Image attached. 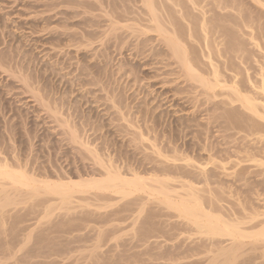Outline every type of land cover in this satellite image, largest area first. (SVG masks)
<instances>
[{"label":"rangeland","instance_id":"obj_1","mask_svg":"<svg viewBox=\"0 0 264 264\" xmlns=\"http://www.w3.org/2000/svg\"><path fill=\"white\" fill-rule=\"evenodd\" d=\"M215 1L216 2H214V0H156V3H158V5L162 4L163 9L165 10L164 11L162 9L163 12H160V23L161 21H163V23L161 24L165 27L168 25L166 23L170 22L171 26L168 25L166 28L168 30L169 26L170 28H175L178 31L180 38L182 39L183 37L182 40H186L184 43L187 42L186 44L189 45H187V47L192 55L194 54V61H199L195 63L199 68L198 69L196 67V69L198 71L201 69L200 73H203L204 71L205 74H207L205 75L203 73L201 74V76L205 75V77L207 76L211 81H213V78L215 77L213 72H211L214 71V69L212 70V68L218 67V63L220 62L219 67L217 68L219 69V71H217V75L219 74L222 78H220V81L218 80L219 82L216 81L217 83L213 81L214 83H212L216 86L214 87V89H209L198 83V81L191 80L186 76L185 77L188 79L185 80L184 74L181 73V66L177 65V61L172 57L171 50H169L170 48L166 44L167 42L165 43V40H163L162 37L160 38L159 33L156 32V30L158 31V29L154 30V26L156 25L154 24L153 26L152 20L150 19L151 17L150 15H148L149 12L147 11V6H144L145 3L143 4L142 0H0V61H2L5 67L9 68V66H13V69L12 67L10 68L13 71H17V68L18 70L20 69L19 74L17 72V75L8 76L10 72H7V74L5 71H3V69L0 68V171H2L3 169L10 170L12 168L13 170L14 168L15 170H21L22 168L20 172L24 171L23 173H26L31 178V180L27 179L28 177H26V175L24 176L23 173L16 171V173L19 172L18 174L23 175L30 183V187L27 188L26 186V189L22 187L26 193L30 192V194L27 195L25 192H21L19 195H22L21 197L24 196L23 200L19 197V195H17V197L20 200L14 197V195H9L14 199H18L17 203H19V201H24L25 204L21 202L18 205L15 204V209V206L13 205L9 206L11 210L7 207V209L5 208L0 211V221L4 219L5 221L7 220V224H11L12 221L18 223L17 228L19 227V229H17V234L20 232V235L18 234V238H21V234L23 235L24 233L23 231V233H21L20 231L22 225L23 228H27L30 226L29 228L31 229L28 228V230H32L34 228L32 226H34V224L36 226V224L39 223L38 221L41 220L42 222H46V220L48 219H45L46 217H49V219L53 221H51L52 223H62L64 218L66 224H70L75 223V220L77 223H80V221L83 219L84 221H86V218H88V216L93 215V217L90 216V219L88 218L91 224L87 219V221L91 225V227L89 228L91 231L89 233L95 230H93L92 227L96 228L97 226L99 228V226H105L108 224L111 226L112 223L114 229H117V224L120 223L119 227L123 224V226H121L123 230L125 226L130 225V232H133L134 229H136V231L134 230V234L132 235V233L130 234L129 232V227L125 228L124 231H120L118 229L113 230V228H111L112 226L109 228L108 225V230L112 231H109L107 235L109 234L111 236L114 233L118 234L119 232L125 234L121 236L120 233L119 235L121 237L116 234L113 235L112 238L110 236H107V241L113 239L115 236L113 240L114 242L112 240L111 242L108 241L109 244L108 242H104V244L106 243L108 247L103 245L106 248H101L102 250L100 249L94 255V259L90 258V260L88 259V262H85L83 264H171L173 262V264H210L212 258L215 257L216 253L218 254L221 249H227L232 245L234 241L233 237L228 235L227 236L231 237V239L225 235H217L215 237L213 235V238L212 235L206 237V235L209 234L204 235V230L202 231L201 228H198V226L196 227L197 224L192 223V221L189 222V219H185V217L181 219L183 215L181 214L180 216L179 211L175 209L174 211L173 209L170 210L171 207L169 208L165 205L164 207H166V209H164V207H162L163 205L158 202L160 197H162L161 195L163 194V192L161 193V195H159L160 191L158 192V194L155 193L157 196L154 194V190H162L160 188L166 189L165 194L163 195L164 197L165 195L167 197L171 195L172 197L168 198H172L171 201L174 200L173 202H176L178 200L177 202L179 204L186 201V198L189 199V196L194 197L196 194V198L198 196L199 199L201 198L198 202H202V205L200 206H205V212L208 211L211 214L215 213L213 215H215L216 217H218V214H220V220H226L228 221L227 223H230L232 221L229 225H232L233 227V222H235L236 225L239 221L237 225L241 227V230L238 228V226H235V228L237 227L238 229H234V231L236 230L235 233L237 237H241V240H243L245 244L247 242L250 243V241H254L255 238L259 240L261 239V237H263L264 94H259L262 91V88L259 86H262V78H264V75H262L264 72V9L262 8H264V6H261V8L260 6L258 7V5L261 4V1L263 2V0L258 1L260 4H257V1L255 0H253L254 3L252 0H232V2H234L233 7H235L233 8L234 11L233 9H231L230 11L227 9L225 11V9L222 8L224 7V0ZM203 2L206 5H203ZM165 3H167L166 5L168 7L164 5ZM193 3H195L196 5ZM217 4H219V7L221 5V7L219 8ZM212 7L216 9L218 15H214ZM48 8H50L49 10L51 11H48ZM107 12L109 15L107 14ZM164 12L169 15H166ZM202 12L203 14L205 13V15L202 14V16ZM184 18L188 23L184 21ZM181 19L182 21H180ZM228 19H230L232 22ZM241 19L244 21H242ZM164 20L166 21V23H164ZM211 21L214 23L212 24ZM181 22H183L184 24ZM218 23H221V25ZM228 23L232 26L230 27ZM240 23H242L243 25ZM260 23L262 24L261 26ZM202 24L204 26H202ZM224 24L226 26H224ZM184 25L186 26L185 28ZM215 25L216 27H218V25L220 27L214 28L213 26ZM147 26L150 28H148ZM45 27L47 28V30H45ZM203 27H205L206 30ZM146 28H148L149 30H147ZM224 28L226 30L230 29V31L232 32H229L230 34H228V31H226ZM144 29H146L147 31ZM238 29L239 31H237ZM190 31L193 32L191 33ZM198 33L199 38L197 37ZM243 34L245 36L247 35L248 37H245ZM251 34L252 37L250 36ZM258 34L260 35V37L258 36ZM85 37L87 39H90L85 40ZM207 37L209 38V40ZM187 38H189V40ZM201 38L203 39V41ZM241 39H245V42ZM253 39L255 40L253 41ZM194 40L196 43L194 42ZM204 40L207 41L204 42ZM210 41L211 44L213 42L212 46L210 44ZM257 41L260 44H257ZM79 42H81L82 44ZM219 42L221 45L218 44ZM234 42H236V44ZM216 43L218 44V46L215 47V45H217ZM238 47H240L241 49H238ZM194 49H196V51ZM197 50H199V52ZM220 52L221 54H219ZM208 53H210V57L206 58V56H209ZM235 54L237 55V57L240 55L242 57L240 56L239 58H236ZM204 57L205 59H207V61L204 60ZM201 58L203 59L202 61ZM234 60L236 61L234 62ZM201 62L204 63L202 64ZM222 63L225 64L223 65ZM242 63L245 65H243ZM232 65L234 66L232 67ZM14 67L17 68L15 69ZM80 67L83 68L80 69ZM10 69L8 70L12 71ZM227 69H229L230 71ZM235 69L237 71H235ZM21 70L22 72H20ZM208 73L211 76L213 74V77L208 76ZM21 74H24V76H22ZM260 76L262 77L261 79ZM21 77L24 79V81L20 82V80H23L20 79ZM25 79L28 82H32L27 83L32 84V87H30V85H24L26 83ZM224 80L227 81V83ZM233 83L235 87H240L239 89L241 91H239L238 89L234 90ZM251 83L255 86V88L254 86L252 87ZM231 84L233 85V88H231ZM257 84L258 86L256 87ZM33 85L35 88L33 87ZM222 86L230 88V91ZM33 88L34 90H37L34 92ZM258 88L261 90H259ZM9 89L12 90L10 91ZM201 89L203 90L201 91ZM250 89H254V92L252 90L250 91ZM214 92L217 94H215ZM236 92H240L242 95H247L248 97L250 95L249 98L251 99L255 98L256 100H254L257 101L256 108H258L256 109V111H259L258 113L260 114L256 112L258 114L257 115L254 110H252L254 111L253 113L251 110H247L246 108L245 112L243 110L244 106L241 104V101H239L240 95L236 94ZM255 92L257 94H255ZM212 93H214L215 96ZM262 93H264V89ZM38 94L42 95H39L40 97L38 96L35 98V95L37 96ZM258 96L262 97L260 98ZM261 99L263 102L261 101ZM43 101L44 106L42 105ZM48 102H51V106L48 104ZM259 104L260 106L262 105V107H260ZM47 105L48 107L50 106L49 109H47ZM248 112L249 114H246ZM236 118L238 119L236 120ZM180 153L182 156L180 155ZM11 163L14 165L12 166ZM111 164L112 166H109ZM15 165L16 167L17 165L18 167H20L16 168ZM112 169L113 171H111ZM110 172L112 173L110 174ZM203 174L207 175V177ZM136 175L137 177H139L137 178ZM171 175H173L171 180L172 182H169ZM113 176L115 179H117L115 176H117L118 178L121 177V179H117L118 182L117 180L113 181L115 183H118L116 184L118 186H123L121 180L128 179L129 181L132 180L131 182H134L137 178L136 183H134L136 184L135 186H140L137 187V189L139 188V190L134 188V185L132 186V183L130 187L126 188L127 192L130 189V195H128L129 193L124 191L123 196L121 192H118L120 190L122 191V189H118L116 187L111 188L110 185H108L110 183L106 184L107 189H105L106 185L103 182L107 181V179L110 178L113 179ZM127 176L129 177L126 178ZM101 178H104L105 180ZM146 178H150V181ZM180 178H182V180ZM201 178L204 179L202 180ZM93 179L96 183H98L96 180H103L102 183L100 181L101 184H104L103 187L102 185L99 186V184L97 187L93 185V188L91 186L90 188L85 189H80L78 186H76V189L79 191L77 193V191L75 192L73 189L75 193L72 194V196H74L72 198L74 200L72 199L73 203L72 205H70V207L68 206L69 204H62V197H59L61 195L58 196L57 194V197L47 190V193L50 194H46V192L42 193L41 191L44 190L39 189L40 186H38V184L43 185L44 183L46 186V182L52 181L49 182L50 186H53V184L54 186H56L60 183V185H63V183L65 182V184L68 183V185L70 184L71 187H74L72 186L71 182L75 184V182L77 183L79 181V183L77 184L80 185L83 184V182H86V180H88L89 182H93ZM139 179H141V181ZM0 180L3 182L1 183L0 181L1 186L2 184H5L11 189L10 191H12L11 180H3L1 178ZM33 180L36 181L34 182ZM154 180L158 181L159 184H157V182L155 183ZM119 181L121 184L119 183ZM137 181L139 182L137 183ZM144 181L145 183H143ZM160 181L162 184L160 183ZM113 182L112 184L115 185V183ZM141 182L142 184L140 185L139 183ZM185 182H187V184ZM189 183H192V185ZM31 184L33 186H31ZM42 185L41 187L43 188ZM157 185H159L160 187ZM165 185L169 186L167 187L168 189L164 187ZM35 186H38V189L40 190L39 194L36 193V189H33ZM143 186L146 188L145 194H143L145 189ZM194 186H197L196 189ZM98 187L100 188V190L97 189ZM149 187L151 190L149 189ZM153 187H155V189ZM183 187H185V189ZM101 188H104V190ZM171 189L173 191L176 190V192L171 191ZM197 189H199L200 191L202 190L203 194H199L200 192H198L199 190L197 191ZM206 189L207 191H205ZM105 190L107 191L105 192ZM133 190L137 191L133 192ZM147 192L152 193L153 196L150 193L148 194ZM166 192L170 193H168L167 195ZM187 192L191 193L189 194ZM31 193H34V197L36 196L35 194H38V196L33 199V195ZM125 193H127L128 196ZM186 193L187 195L183 196ZM102 194L104 195V197ZM175 194H177V197L175 196ZM135 195H137V197H134ZM217 195L219 197H217ZM143 196H147V199ZM205 196H207V200L205 199ZM158 197L159 199L157 200ZM25 198L27 200H32H28V202ZM214 198L216 201L214 200ZM35 199L36 201L33 202V200ZM218 199H220L221 202ZM25 200L27 202H25ZM79 200H81V202ZM146 200L149 202H147ZM152 200H154L155 202L157 201V203H155L154 201L152 202ZM161 200H164L163 197L161 198ZM74 201L79 202L76 203V206L78 205V207L75 206ZM121 201L123 202L120 204ZM143 201H145L146 203H143ZM217 201L221 205H219ZM39 202H41V205H39ZM134 202L138 204H134ZM51 204L58 205L53 206L54 208L52 207L53 209L51 210L48 209L51 213L49 214L52 215L50 218V216H48V213H46V211H48L46 209L49 207V205L51 206ZM60 204L63 207H60ZM91 204L92 206H90ZM64 205L69 209L70 212L67 208L64 207ZM88 205L89 207H87ZM131 205L134 207L132 208ZM157 205H159V208L157 207ZM160 205L162 208L160 207ZM71 206L75 210L79 211H75L73 208H71ZM82 206H86V208H90V210ZM103 207L105 208L103 209ZM124 207H126L128 210ZM141 207L143 209H146V211L144 210L143 213L142 211L139 212L140 209H142ZM33 208L35 209V211ZM63 208L65 210V213H68V215L70 213V216H67V214L63 213ZM215 208H217V210ZM29 209L31 211H29ZM96 209L99 214L95 211ZM106 209L108 211H106ZM91 210L95 212H92ZM101 210H103L104 212H102ZM116 210L117 212L119 211L118 213L120 214H118ZM131 210H135L134 213H132L133 211ZM242 210L244 213L242 212ZM136 211L139 212V216H141L142 213L141 218H139ZM27 212L29 214H27ZM107 212L113 213H109L111 217ZM1 213L4 214V216L2 215L1 217ZM54 213L57 214L54 215ZM165 213H169V216ZM8 214L9 216H7ZM17 214H19V216ZM125 214H127V217ZM147 214L149 215V220L147 219ZM233 214L236 216V218ZM22 215L25 216L26 219ZM40 215H42L43 217ZM44 215H46V217H44ZM62 215H64L65 217ZM16 216H18V218ZM54 216L56 218H54ZM70 217L74 220H69ZM112 217H114L113 220ZM136 217L139 220H137ZM23 218L27 221V223L23 220ZM44 219L45 221H43ZM96 219L100 220L97 221ZM130 219L133 222H129ZM141 219H144L148 222L144 220V222H142ZM171 219L172 221H170ZM238 219H240L241 221ZM21 220L24 221V224ZM69 221L72 222L69 223ZM84 221H81V223ZM87 221L84 223L89 226L87 224ZM154 222H157V224H154ZM26 224L28 226H26ZM114 224L116 225L115 227ZM160 225L162 226V228ZM84 226L81 230L86 231L83 232L86 234L89 229L85 226L86 229H88L86 230ZM173 226H176L177 228H173ZM178 228L180 229L177 231ZM197 228L200 229L204 234ZM238 230L241 231V236H239L240 233H238L239 235L237 234V232H239ZM96 231L97 228L95 232H93V236L91 234L88 235V239H85L88 233L85 235L80 233L82 231L76 232V234L80 233L83 236L85 235L83 239L89 241L83 242V240L82 242H71V252H73V250H76L77 252L78 248V251L84 249L86 247V242L90 244V242L94 240V236L95 238L97 236ZM151 231H153L154 233ZM112 232L113 234H110ZM242 232L245 235H243ZM246 233H249L248 236ZM156 234L158 237L156 236ZM202 234L205 237H202ZM78 235L79 234H77V236ZM192 235L194 238L192 237ZM90 236L91 240L89 238ZM190 236L193 240L190 238ZM218 236L220 237V239H218ZM147 237L148 239L146 241L145 238ZM224 237L226 238L224 239ZM249 237H251L252 239L250 240ZM155 239L156 241H152ZM206 239L208 240L206 241ZM209 239H211L212 241ZM136 240L138 241V243ZM142 240L144 244L141 243ZM157 240L159 244H157ZM132 241H134L133 246ZM62 243L66 242L64 241ZM117 243L121 245H118ZM154 243L156 244V246ZM163 244L164 247H162ZM88 246L91 245L87 244V247ZM158 246L159 249H157ZM249 247L250 246L247 243L245 249H247V251H251ZM113 248L116 252L113 250ZM175 248L177 251L174 250ZM177 248H179L180 250L182 249L183 251H180ZM262 248L263 246H260L259 250L252 249V253L247 252L249 257H252V263L250 264L255 263V260H253L254 258L257 259L255 264H263L264 251L262 250ZM117 249L120 252L117 251ZM24 252H22L21 254H23ZM76 252L72 254H76ZM145 252L148 253L145 254ZM170 252L171 254H169ZM201 252L202 254H204L202 255ZM213 252H215V254ZM139 253H143L144 255L141 254V256ZM157 254H159L160 256H157ZM64 255L67 257L66 254ZM198 256H200V258ZM260 256L262 257L260 258ZM60 259L63 258L61 257ZM159 259L162 260L159 261ZM152 261L154 262L152 263ZM59 262H61V260Z\"/></svg>","mask_w":264,"mask_h":264},{"label":"bare ground","instance_id":"obj_2","mask_svg":"<svg viewBox=\"0 0 264 264\" xmlns=\"http://www.w3.org/2000/svg\"><path fill=\"white\" fill-rule=\"evenodd\" d=\"M143 1V4H144V6L146 5L147 6V11L149 12V14L148 15H150V19L152 20V23H153V26H154V24L156 25V26H154V30L155 29H158V31L156 30V32H158L159 33V36H160V38L162 37V39L163 40H165V43L168 45V47L170 48H168L169 50H171V54H172V57L177 61V65H180L181 67V73H183L184 74V77L186 76V77H188L189 79H191V80H196V81H198V83H200L201 85H203L205 88H209V89H214V87L216 86L215 84H213L214 82L213 81H220V78H222L219 74V76L217 75V71H219V69H217L218 67H219V63H218V67H215V65H214V67L215 68H212V70L214 69V71H211V69H210V71L211 72H213V74H214V77L215 78H213V81H211L210 79H209V77H205V75H207V74H205V72L203 71V73L205 74V75H202L201 76V74H203V73H200V70L198 71L197 69H196V64L195 63H197V62H199V61H197V62H195L194 61V57H193V55H192V53L190 52V50L188 49V47H187V45L188 44H186V43H184L186 40H182L183 39V37H182V39L180 38V36H179V34H178V31L175 29V28H172V30H171V28H170V26H171V23L169 24V23H166V21L164 20V23H166V24H168V25H170L168 28H169V30L166 28L167 26H165L164 27V25H162L161 23H163V21H161V23H160V19H161V17L159 16L160 15V12L162 13L163 12V7H162V4L159 6L158 5V3H156V0H142ZM189 1V0H188ZM204 1V0H203ZM221 1V0H220ZM219 1V2H220ZM253 1V0H252ZM255 1H257V4L259 3L258 1H260V0H255ZM177 2V1H176ZM191 2H193V1H191ZM206 2V1H205ZM214 2H216L215 0H214ZM238 2V1H237ZM236 2V3H237ZM263 2H264V0H263ZM262 1H261V4L260 5H258V7L260 6V8H261V6H264V3H263ZM172 3V2H171ZM185 3V2H184ZM190 3V2H189ZM209 3V2H208ZM218 3V2H217ZM224 7H222L223 9H225V11L228 9L229 11L231 10V9H233V8H235V7H233V3L234 2H232V0H224ZM253 3H254V1H253ZM50 4V3H49ZM57 4V3H56ZM167 3H165L164 5L166 6V7H168L167 5H166ZM193 4H195V3H193ZM193 4H191V5H193ZM200 4V3H199ZM240 4V3H239ZM256 4V3H255ZM263 4V5H262ZM53 5V4H52ZM196 5V4H195ZM198 5V4H197ZM203 5H206V4H204V2H203ZM212 5V4H211ZM215 5H216V3H215ZM218 5V7H219V4H217ZM221 5H222V3H221ZM221 5H220V7H221ZM55 6V5H54ZM54 6H52V7H54ZM171 6H172V4H171ZM184 6V5H183ZM48 7H51V6H48ZM165 7V8H166ZM177 7V6H176ZM201 7V6H200ZM219 7V8H220ZM195 8V7H194ZM198 8V7H197ZM196 8V9H197ZM206 8V7H205ZM50 8H48V11H51V10H49ZM53 9H55V8H53ZM163 9V10H162ZM173 9H175V8H173ZM199 9H201V8H199ZM222 9V10H223ZM238 9V8H237ZM262 9H264V8H262ZM47 10V9H46ZM179 10V9H178ZM185 10V9H184ZM190 10V9H189ZM194 10V9H193ZM198 10V9H197ZM202 10H203V7H202ZM205 10H208V9H205ZM240 10H242V9H240ZM255 10V9H254ZM53 11V10H52ZM165 11V10H164ZM212 11L214 12V15L216 14V15H218V12L216 11V9L214 8V7H212ZM218 11H220V10H218ZM233 11H234V9H233ZM198 12V11H197ZM200 12V11H199ZM204 12V11H203ZM203 12L201 13V15L203 14ZM223 12V11H222ZM236 12V11H235ZM240 12V11H239ZM165 13V12H164ZM191 13V12H190ZM205 13H206V11H205ZM205 13L203 14V15H205ZM211 13V12H210ZM221 13V12H220ZM254 13V12H253ZM259 13V12H258ZM107 14H108V12H107ZM166 14V13H165ZM184 14V13H183ZM188 14V13H187ZM193 14V13H192ZM229 14V13H228ZM109 15V14H108ZM113 15V14H112ZM164 15V14H163ZM166 15H169V14H166ZM202 15V16H203ZM223 15V14H222ZM234 15V14H233ZM110 16H111V14H110ZM220 16V15H219ZM159 17H160V19H159ZM162 17H164V16H162ZM201 17V16H200ZM205 17V16H204ZM210 17V16H209ZM208 17V18H209ZM213 17V16H212ZM215 17V16H214ZM238 17V16H237ZM252 17H254V16H252ZM45 18V17H44ZM197 18V17H196ZM247 18H249V17H247ZM251 18V17H250ZM163 19V18H162ZM166 19V18H165ZM168 19V18H167ZM170 19V18H169ZM177 19H178V17H177ZM185 19V18H184ZM183 19V20H184ZM206 19V18H205ZM205 19H203V20H205ZM233 19V18H232ZM235 19V18H234ZM237 19V18H236ZM256 19V18H255ZM150 20V21H151ZM174 20V19H173ZM200 20V19H199ZM202 20V21H203ZM207 20H209V19H207ZM212 20V19H211ZM229 21H231L230 19H228ZM242 20V19H241ZM240 20V21H241ZM249 20V19H248ZM257 20V19H256ZM261 20V19H260ZM168 21V20H167ZM170 21V20H169ZM180 21H182V19L180 20ZM179 21V22H180ZM184 21H186V19L184 20ZM196 21V20H195ZM213 21V20H212ZM211 21V22H212ZM220 21V20H219ZM225 21V20H224ZM242 21H244V20H242ZM187 22V21H186ZM208 22V21H207ZM227 22V21H226ZM232 22V21H231ZM239 22V21H238ZM253 22V21H252ZM251 22V23H252ZM173 23V22H172ZM181 23H183V22H181ZM188 23V22H187ZM200 23V22H199ZM203 23V22H202ZM210 23V22H209ZM214 22H212V24H213ZM225 23V22H224ZM255 23V22H254ZM113 24H115V23H113ZM112 24V25H113ZM174 24V23H173ZM184 24V23H183ZM182 24V25H183ZM191 24V23H190ZM218 24H220L221 25V23H218ZM229 24V23H228ZM240 24H242V23H240ZM250 24V23H249ZM111 25V26H112ZM195 25H197V24H195ZM194 25V26H195ZM230 25V24H229ZM235 25V24H234ZM239 25V24H238ZM243 25V24H242ZM246 25H247V23H246ZM252 25V24H251ZM255 25V24H254ZM257 25V24H256ZM258 25H259V22H258ZM262 24L260 23V26H261ZM152 26V27H153ZM172 26H174V25H172ZM202 26H204L203 24H202ZM201 26V27H202ZM224 26H226L225 24H224ZM232 25H230V27H231ZM244 26H245V24H244ZM249 26V25H248ZM66 27V26H65ZM64 27V28H65ZM148 27V26H147ZM186 26L184 25V28H185ZM193 27V26H192ZM209 27V26H208ZM214 28L216 27V25L215 26H213ZM220 26L218 25V27H216V28H219ZM223 27V26H222ZM235 27V26H234ZM240 27V26H239ZM253 27V26H252ZM258 27V26H257ZM46 28V27H45ZM67 28V27H66ZM145 28V27H144ZM148 28H150V27H148ZM148 28H146L147 30H149ZM177 28V27H176ZM188 28H189V26H188ZM205 30H206V28H207V26H206V28L205 27H203ZM202 28V29H203ZM242 28V27H241ZM259 28V27H258ZM146 29H144V30H146ZM197 29V28H196ZM200 29V28H199ZM198 29V30H199ZM209 29V28H208ZM225 29V28H224ZM236 29V28H235ZM243 29V28H242ZM245 29V28H244ZM249 29V28H248ZM45 30H47V28L45 29ZM143 30V31H144ZM146 30V31H147ZM152 30V29H151ZM191 30H192V28H191ZM201 30V29H200ZM205 30H203V31H205ZM219 30H221V29H219ZM226 30V29H225ZM253 30H254V28H253ZM260 30V29H259ZM181 31V30H180ZM210 31V30H209ZM211 31H212V29H211ZM226 31H228V34H230L229 32H232V31H230V29L229 30H226ZM236 31V30H235ZM237 31H239V29L237 30ZM246 31V30H245ZM249 31V30H248ZM247 31V32H248ZM255 31H256V29H255ZM264 31V30H263ZM191 32V31H190ZM193 32V31H192ZM191 32V33H192ZM243 32V31H242ZM246 32V33H247ZM182 33V32H181ZM197 33V32H196ZM201 33V32H200ZM210 33V32H209ZM220 33V32H219ZM240 33V32H239ZM202 34V33H201ZM200 34V35H201ZM221 34V33H220ZM232 34V33H231ZM260 34V33H259ZM258 34V36L260 37V35ZM187 35H189V34H187ZM213 35H216V34H213ZM233 35V34H232ZM231 35V36H232ZM242 35V34H241ZM240 35V36H241ZM244 35V34H243ZM83 36V35H82ZM185 36V35H184ZM202 36V35H201ZM200 36V37H201ZM207 36V35H206ZM209 36V35H208ZM245 36V35H244ZM251 37H252V34L250 35ZM255 36H257V35H255ZM254 36V37H255ZM197 37L199 38V33L197 34ZM223 37H226V36H223ZM228 37V36H227ZM234 37V36H233ZM236 37V36H235ZM245 37H248L247 35L245 36ZM244 37V38H245ZM86 38V37H85ZM185 38V37H184ZM193 38V37H192ZM208 38V37H207ZM219 38V37H218ZM221 38V37H220ZM229 38V37H228ZM238 38V37H237ZM237 38H235V39H237ZM257 38V37H256ZM262 38V37H261ZM88 39H90V38H88ZM87 38L85 39V40H88ZM188 40H189V38H187ZM194 39V38H193ZM197 39V38H196ZM202 39V38H201ZM206 39V38H205ZM230 39V38H229ZM250 39V38H249ZM72 40V39H71ZM191 40V39H190ZM208 40H209V38H208ZM213 40V39H212ZM231 40V39H230ZM239 40H240V38H239ZM241 40H243L244 42H245V39H241ZM255 39H253V41H254ZM258 40V39H257ZM262 40V39H261ZM80 41V40H79ZM192 41V40H191ZM197 41V40H196ZM200 41V40H199ZM202 41H203V39H202ZM207 41V40H206ZM205 40H204V42H206ZM220 41V40H219ZM222 41V40H221ZM228 41V40H227ZM232 41V40H231ZM230 41V42H231ZM234 41H237V40H234ZM81 42H83V41H81ZM81 42H79V43H81ZM188 42H190V41H188ZM194 42H195V40H194ZM225 42H226V40H225ZM261 42V41H260ZM78 43V44H79ZM196 43V42H195ZM199 43V42H198ZM222 43V42H221ZM235 44H236V42H234ZM82 44V43H81ZM85 44V43H84ZM203 44V43H202ZM208 44V43H207ZM210 44H211V41H210ZM212 44H213V42H212ZM212 44H211V46H212ZM215 44V43H214ZM217 44V43H216ZM218 44H220V42L218 43ZM218 44L217 45H215V47L216 46H218ZM227 44V43H226ZM231 44H232V42H231ZM239 44V43H238ZM257 44H260V43H258V41H257ZM89 45V44H88ZM221 45V44H220ZM228 45V44H227ZM233 45V44H232ZM231 45V46H232ZM245 45V44H244ZM85 46V45H84ZM189 46V45H188ZM201 46V45H200ZM208 46V45H207ZM210 46V47H211ZM237 46V45H236ZM236 46H235V48H236ZM242 46V45H241ZM199 47V46H198ZM202 47V46H201ZM230 47V46H229ZM259 47V46H258ZM87 48H88V46H87ZM190 48V47H189ZM194 48V47H193ZM204 48H205V46H204ZM240 47H238V49H239ZM262 48V47H261ZM191 49V48H190ZM213 49V48H212ZM241 49V48H240ZM246 49V48H245ZM189 50V51H188ZM195 51H196V49H194ZM223 50H224V48H223ZM247 50H248V48H247ZM251 50V49H250ZM194 51V52H195ZM198 52H199V50H197ZM205 51V50H204ZM216 51V50H215ZM243 51V50H242ZM252 51V50H251ZM255 51V50H254ZM191 54H190V53ZM193 52V53H194ZM207 52V51H206ZM170 53V52H169ZM244 53V52H243ZM243 53H241V54H243ZM170 54V55H171ZM201 54V53H200ZM209 54V56H206V58L208 57H210V53H208ZM215 54V53H214ZM219 54H221V52L219 53ZM224 54V53H223ZM229 54V53H228ZM192 55V56H191ZM218 55V54H217ZM236 55V54H235ZM256 55V54H255ZM197 56V55H196ZM232 56V55H231ZM241 56V55H240ZM240 56H238L237 57V55H236V58H239ZM198 57V56H197ZM202 57V56H201ZM217 57V56H216ZM220 57V56H219ZM218 57V58H219ZM223 57V56H222ZM242 57V56H241ZM252 57V56H251ZM193 58V59H192ZM196 58V57H195ZM199 58H200V56H199ZM199 58H197V59H199ZM221 58V57H220ZM246 58V57H245ZM1 59V58H0ZM210 59H212V58H210ZM222 59V58H221ZM230 59V58H229ZM196 60V59H195ZM203 59L201 58V61H202ZM204 60H206L207 61V59H205V57H204ZM224 60H226V59H224ZM227 60H228V57H227ZM245 60V59H244ZM257 60V59H256ZM259 60V59H258ZM213 61V60H212ZM232 61V60H231ZM236 60H234V62H235ZM227 62V61H226ZM233 62V61H232ZM231 62V63H232ZM243 62V61H242ZM248 62V61H247ZM202 64L204 63V62H201ZM214 63V62H213ZM198 64H200V63H198ZM197 64V65H198ZM209 64V63H208ZM223 65L225 64V63H222ZM222 64H220V65H222ZM227 64V63H226ZM243 64V63H242ZM243 65H245V64H243ZM248 65V64H247ZM261 65H262V63H261ZM212 66V65H211ZM226 66V65H225ZM234 65H232V67H233ZM12 67V69H13V66H9V68L8 67H5V65L2 63V61H0V68L1 69H3V71H5L6 73L7 72H10L9 73V75L8 76H10V75H17V72H18V74H19V70H18V66L16 67L17 68V71H13L12 69H10ZM87 67V66H86ZM202 67V66H201ZM229 67V66H228ZM235 67H237V66H235ZM247 67V66H246ZM10 69V70H12L13 72H14V74H13V72L12 71H9L8 69ZM15 68V67H14ZM15 68V69H16ZM81 68H83V67H80V69ZM198 68V67H197ZM207 68V67H206ZM210 68V67H209ZM227 68V67H226ZM230 68V67H229ZM245 68V67H244ZM264 68V67H263ZM85 69V68H84ZM199 69V68H198ZM205 69V68H204ZM203 69V70H204ZM208 69V68H207ZM221 69V68H220ZM232 69H234V68H232ZM238 69V68H237ZM222 70V69H221ZM227 70H229V69H227ZM225 71H226V69H225ZM230 71V70H229ZM233 71V70H232ZM235 71H237L236 69H235ZM20 72H22V70L20 71ZM199 72V73H198ZM261 72V71H260ZM179 73H180V71H179ZM222 73H223V71H222ZM8 74V73H7ZM213 74H212V76L208 73V76H211V77H213ZM221 74V73H220ZM225 74V73H224ZM259 74V73H258ZM22 75V74H21ZM20 75V76H21ZM27 75V74H26ZM262 75H264V72H263V74ZM22 76H24V74L22 75ZM181 76V75H180ZM226 76V75H225ZM18 77H19V75H18ZM26 77V76H25ZM182 77V76H181ZM185 77V80L186 79H188V78H186ZM218 77H219V79H218ZM236 77V76H235ZM264 77V76H263ZM16 78V77H15ZM234 78V77H233ZM232 78V79H233ZM262 77L260 76V79H261ZM20 79H23L22 77L20 78ZM28 79V78H27ZM212 79V78H211ZM215 79V80H214ZM190 80V81H191ZM223 80V79H222ZM21 81H24V79L23 80H20V82ZM25 81H26V79H25ZM187 81H189V80H187ZM218 81V82H219ZM225 81V80H224ZM235 81V80H234ZM30 82V81H29ZM28 81H26V83L25 82H23V83H25L24 85L26 86V85H30V87H32V84H27V83H29ZM192 82H194V81H192ZM191 82V83H192ZM213 82V83H212ZM223 82V81H222ZM226 83H227V81H225ZM243 82V81H242ZM30 83H32V82H30ZM190 83V82H189ZM196 83V82H195ZM197 83V84H198ZM217 83V82H216ZM232 83V82H231ZM249 83V82H248ZM261 83V82H260ZM193 84V83H192ZM199 84V85H200ZM218 84H220V83H218ZM237 84V83H236ZM247 84V83H246ZM252 84V83H251ZM250 84V85H251ZM254 84H256V83H254ZM259 84V83H258ZM258 84L256 85V87L258 86ZM35 85V84H34ZM34 85H33V87H34ZM39 85V84H38ZM198 85V86H199ZM227 85V84H226ZM232 85V84H231ZM233 85H234V83H233ZM233 85L231 86V88H233ZM5 86H8V85H5ZM36 86V85H35ZM196 86V85H195ZM202 86V87H203ZM221 86V85H220ZM228 86V85H227ZM237 86H238V84H237ZM244 86H245V84H244ZM249 86V85H248ZM254 85L252 84V87H253ZM263 86V87H262ZM262 86L260 85L259 87H261L262 88V91H263V89H264V78H262ZM201 87V86H200ZM199 87V88H200ZM222 87H224V86H222ZM239 87V86H238ZM26 88V87H25ZM28 88H29V86H28ZM27 88V89H28ZM35 88V87H34ZM34 88H33V90H34ZM197 88V87H196ZM224 88H227V87H224ZM224 88H222V89H224ZM240 88V87H239ZM239 88H237V87H235V85H234V90L235 89H238L239 91H241ZM243 88V87H242ZM251 88V87H250ZM254 88H255V86H254ZM32 89V88H31ZM228 90L230 89V88H227ZM259 89V88H258ZM10 90V89H9ZM8 90V91H9ZM12 90V89H11ZM10 90V91H11ZM37 89H35L34 90V92L36 91ZM203 89H201V91H202ZM238 90H236V91H238ZM243 90V89H242ZM252 89H250V91H251ZM259 90H261V89H259ZM30 91V90H29ZM211 91V90H210ZM230 91V90H229ZM244 91V90H243ZM253 92H254V89L252 90ZM258 91V90H257ZM256 91V92H257ZM262 91H261V93H259L260 95L261 94H264V93H262ZM38 92V91H37ZM212 92V91H211ZM232 92V91H231ZM255 92V94H257ZM259 92V91H258ZM31 93V92H30ZM205 93V92H204ZM215 93V92H214ZM214 93H212L213 95H214ZM243 93V92H242ZM246 93V92H245ZM215 94H217V93H215ZM233 94V93H232ZM236 94H238V95H240L239 96V101H241V104L244 106V111H245V108L248 110H254L255 111V113L257 112L256 111V109H258V108H256V103H257V101H255L253 98L251 99V98H249L250 97V95H249V97L247 96V95H242L240 92L239 93H237L236 92ZM40 94H38L37 96L35 95V98L36 97H38ZM42 95V94H41ZM40 95V96H41ZM209 95V94H208ZM230 95V94H229ZM235 95V94H234ZM238 95H237V100H238ZM254 95V94H253ZM252 95V96H253ZM39 96V97H40ZM215 96V95H214ZM43 97H44V95H43ZM258 97H260V96H258ZM262 97V96H261ZM260 97V98H261ZM259 99V98H258ZM263 99V98H262ZM262 99H261V101H262ZM233 100V99H232ZM40 101V100H39ZM236 101V100H235ZM42 102V101H41ZM263 102V101H262ZM51 103V102H50ZM50 103L48 102V104L50 105ZM42 104V103H41ZM45 104H47V103H45ZM233 104H234V101H233ZM236 104H238V103H236ZM43 106H44V101H43V104H42ZM258 105V104H257ZM51 106V105H50ZM50 106L48 107V105H47V109H49L50 108ZM238 106V105H237ZM236 106V107H237ZM259 106H260V104H259ZM235 107V108H236ZM240 107H241V105H240ZM260 107H262V105L260 106ZM52 108V107H51ZM264 108V107H263ZM234 110V109H233ZM237 110H239V109H237ZM240 110H241V108H240ZM254 111H252L253 113H254ZM233 112V111H232ZM241 112V111H240ZM246 112V111H245ZM259 112V111H258ZM257 112V113H258ZM261 112V111H260ZM256 113V114H257ZM232 114V113H231ZM246 114H249V112L248 113H246ZM258 114H260V113H258ZM257 114V115H258ZM264 114V113H263ZM240 115V114H239ZM254 115V114H253ZM230 116V115H229ZM234 116V115H233ZM238 116V115H237ZM236 116V117H237ZM240 116H242V115H240ZM243 117V116H242ZM253 117V116H252ZM255 117V116H254ZM262 118V117H261ZM238 118H236V120H237ZM240 119H241V117H240ZM240 121V120H239ZM243 121V120H242ZM238 123V122H237ZM242 123V122H241ZM234 124V123H233ZM144 135V134H143ZM155 145H156V143H155ZM155 147V146H154ZM179 155V154H178ZM180 155H181V153H180ZM174 156V155H173ZM176 156V155H175ZM182 156V155H181ZM180 156V157H181ZM187 156V155H186ZM189 156V155H188ZM192 158V157H191ZM190 159V158H189ZM16 162V161H15ZM20 163V162H19ZM12 164V163H11ZM201 164V163H200ZM262 164V163H261ZM14 164H12V166H13ZM1 166V165H0ZM4 166H5V163H4ZM12 166H11V168H12ZM109 166H112V164L111 165H109ZM15 167H16V165H15ZM17 167H18V165H17ZM16 167V168H17ZM20 167V166H19ZM18 167V168H19ZM22 167V166H21ZM117 167V166H116ZM1 168V167H0ZM2 168H5V167H2ZM110 168V167H109ZM113 168H114V165H113ZM9 170V169H8ZM8 170H2V171H0V178L1 179H9V180H11V186H12V191H10L11 189L8 187V186H6L5 184L3 185L2 184V186L0 185V211H2L3 209H7V207L10 209V207L9 206H15L14 207V209L16 208V205L15 204H19V203H23V204H25L24 203V201H19V203H17L18 202V197H17V195H19L21 192H25V190L22 188V187H26L27 186V188L28 187H30V183L27 181V179H30L31 180V178H30V176H28L26 173L24 174L23 172L24 171H22V172H20L21 170H22V168H21V170H15V168H14V170H13V168L12 169H10V170H13V171H8ZM24 170V169H23ZM117 170H118V168H117ZM204 170V169H203ZM15 171V172H14ZM16 171H19L20 173H23V175L25 176L26 175V177H28L27 179L23 176V175H21V174H18V173H16ZM26 171V170H25ZM110 171V170H109ZM111 171H113V169L111 170ZM115 171V170H114ZM163 171V170H162ZM189 171V170H188ZM202 171V170H201ZM205 171H206V169H205ZM101 172H103V171H101ZM119 172V171H118ZM135 172V171H134ZM158 172V171H157ZM166 172H168V171H166ZM171 172V171H170ZM179 172V171H178ZM202 172H204V171H202ZM112 172H110V174H111ZM159 173V172H158ZM172 173V172H171ZM176 173V172H175ZM182 173V172H181ZM205 173V172H204ZM101 174V173H100ZM117 174H119V173H117ZM121 174V173H120ZM177 174V173H176ZM201 174V173H200ZM206 174V173H205ZM205 174H203L204 176H206L207 177V175H205ZM208 174V173H207ZM133 175H135V174H133ZM152 175V174H151ZM190 175V174H189ZM202 175V174H201ZM110 176V175H109ZM119 176V175H118ZM143 176V175H142ZM141 176V177H142ZM157 176V175H156ZM172 176L173 175H171L170 177V180H169V182L172 180ZM182 176V175H181ZM192 176V175H191ZM197 176V175H196ZM212 176V175H211ZM103 177V176H102ZM117 179H121V177L120 178H118L117 176H115ZM129 176H127L126 178H128ZM136 177H137V175H136ZM136 177H134V178H136ZM139 177V176H138ZM137 177V178H138ZM150 177V176H149ZM195 177V176H194ZM201 177V176H200ZM32 178H34V177H32ZM105 178V177H104ZM104 178H101V179H103V180H105ZM107 178H108V176H107ZM113 179H107V181H104L103 182V180H100L101 181V183L103 182V183H105V185L107 184V183H110V184H108V185H110V187L111 188H114V187H116V188H118V189H122V191L120 190V191H118L119 193L121 192L122 193V195L124 196V191L125 192H127V190H126V188L127 187H130L131 186V183H132V186L134 187V188H136L137 189V187H140V186H135L136 184V180H137V178H136V180L134 181V182H131V181H129L128 179L126 180H121V182H122V185L123 186H118V185H116V184H118V183H115V182H113V181H115V180H117V179H115L114 178V176L112 177ZM156 178V177H155ZM163 178H164V176H163ZM174 178V177H173ZM178 178V177H177ZM176 178V179H177ZM183 178V177H182ZM182 178H180L181 180H182ZM196 178V177H195ZM194 178V179H195ZM131 179H133V178H131ZM143 179V178H142ZM146 179H148V178H146ZM153 179V178H152ZM152 179H151V181H152ZM160 179V178H159ZM158 179V180H159ZM166 179H167V177H166ZM175 179V180H176ZM202 179V178H201ZM204 179V178H203ZM202 179V180H203ZM206 179V178H205ZM94 180V179H93ZM140 181H141V179H139ZM145 180V179H144ZM149 181H150V178L148 179ZM156 180V179H155ZM154 180V181H155ZM184 180H186V179H184ZM1 181V180H0ZM34 181V180H33ZM36 181V180H35ZM34 181V182H35ZM46 181V180H45ZM88 180H86V182H83V184H77V183H79V181L76 183L75 182V184H73V182H71L72 183V186H74V187H71V185L69 186L68 185V183H66L65 184V182L63 183V185H60V184H58V183H56V184H58V185H56V186H54V184H53V186H50V184H49V182H52V181H49V182H46V186H45V183L42 185V184H38V186H40V188L39 189H42V190H44V191H41L42 193L43 192H46V194H50V193H52V194H54V195H56L57 196V194H58V196L59 195H61V196H59V197H62L61 198V201H62V204H69L68 206L70 207V205H72V203H73V201H72V197H74V196H72V194H74L76 191H77V193H78V191L79 190H77L76 189V186H78L80 189L81 188H90L91 186H92V188H93V185H95V187H97L98 186V184H99V186H101L102 185V187H103V185L104 184H101L100 183V181L99 180H96L98 183H96L95 182V180L93 181V182H87ZM165 181V180H164ZM188 181V180H187ZM211 181V180H210ZM40 182V181H39ZM81 182V181H80ZM95 182V183H94ZM112 182L113 183H115V185L114 184H112ZM117 182H118V180H117ZM139 181H137V183H138ZM157 182V184H159L158 183V181H155V183ZM172 182V181H171ZM179 182V181H178ZM190 182V181H189ZM198 182V181H197ZM201 182V181H200ZM206 182V181H205ZM1 183H3L2 181H1ZM43 183V182H42ZM119 183H120V181H119ZM134 183V184H133ZM143 183H145V181L143 182ZM149 183V182H148ZM154 183V182H153ZM160 183H161V181H160ZM165 183V182H164ZM184 183V182H183ZM186 184H187V182H185ZM8 184V183H7ZM47 184H49V185H47ZM121 184V183H120ZM140 185L142 184V182L141 183H139ZM146 184H147V182H146ZM162 184V183H161ZM160 184V185H161ZM166 184H167V182H166ZM177 184V183H176ZM179 184V183H178ZM189 184H191L192 185V183H189ZM208 184V183H207ZM211 184V183H210ZM9 185V184H8ZM41 185L43 186V188L41 187ZM52 185V184H51ZM145 185V184H144ZM151 185V184H150ZM156 185V184H155ZM172 185V184H171ZM195 185H196V183H195ZM31 186H33L32 184H31ZM38 186H35L33 189H36V193H38L39 194V192H40V190L38 189ZM67 186V187H66ZM146 186V185H145ZM157 186H159V185H157ZM176 186V185H175ZM175 186H174V188H175ZM190 186V185H189ZM21 187V188H20ZM144 187V186H143ZM160 187V186H159ZM164 187H169V186H164ZM185 187H186V185H185ZM185 187H183L184 189H185ZM195 187V186H194ZM197 187V186H196ZM196 187H195V189H196ZM78 188V189H79ZM91 188V189H92ZM116 188H115V190H116ZM145 188V187H144ZM143 188V189H144ZM154 189H155V187H153ZM171 188V187H170ZM188 188V187H187ZM192 188V187H191ZM26 189V188H25ZM73 189H74V191H73ZM76 189V190H75ZM97 189H99L100 190V188L98 187ZM101 189H103L104 190V188H101ZM105 189H107V185H106V187H105ZM109 189V188H108ZM129 189V188H128ZM141 189V188H140ZM142 189V190H143ZM149 189H150V187H149ZM160 189H162V190H154L153 192H154V194L155 193H157L158 194V192L160 191V193H159V195H161V193L163 192V194L161 195L162 197H163V199L164 200H161V198L162 197H160L159 195V197H160V199H159V197L157 198V200L159 199V203L160 204H162L163 206L162 207H164V205L167 207H171V209L170 210H172L173 209V211H174V209L175 210H177V211H179V214H180V216H181V214L183 215V217H181V219H183L184 217H185V219H189V222L190 221H192V223H195V224H197L196 225V227L198 226V228H201V230L205 233H203L200 229H198V230H200V232H202L204 235H206V234H209V235H206V237L207 236H210V235H212V238H213V235H214V237L215 236H217V235H225V236H231V237H233L234 238V241H233V243H232V245L229 247V248H227V249H225V248H223V250L221 249L220 251H219V253L217 254H215V252H213L214 254H215V257L214 258H212V257H210V258H212V261L210 262V264H250V263H252L251 262V259H252V257H249V255H248V253L247 252H251V251H253L252 249H257V250H259V247L260 246H263V248H262V250L264 251V231L262 232L263 233V237H261V239H256L255 238V240L254 241H250V243L249 242H247L248 244H249V248L251 249V251L250 250H248L247 251V249H245V247H246V244L243 242V240H241V237H237V235H236V233H235V231L239 228L240 230H241V227L239 226V225H237L238 223H239V221L237 222V224L235 225V222H233L234 223V227L232 226V225H229L230 223H227L228 221H223V219H221L220 220V214H218L217 216L219 217H216L215 215H213V214H215V213H209L208 211L207 212H205L206 210H205V206H200V205H202V202L200 203V202H198L200 199H199V196L196 198L195 196H196V194H195V196L193 197H191V196H189L190 198L189 199H187L186 198V201H184V202H182V203H178L177 201V203L176 202H173V201H171V199L172 198H168V197H172L171 195L170 196H166L165 195V197L163 196L164 194H165V190L166 189H164V188H160ZM168 189V188H167ZM173 189V188H172ZM171 189V191H173ZM182 189V188H181ZM183 189V190H184ZM201 189V188H200ZM30 190V189H29ZM29 190H26V191H29ZM48 192H50V193H47V191ZM90 190V189H89ZM95 190V189H94ZM94 190H93V192H94ZM110 190V189H109ZM131 190H132V188H131ZM137 190H139V188L137 189ZM137 190H133V192L134 191H137ZM141 190V191H142ZM145 190H146V188L144 189V193L143 194H145ZM151 190V189H150ZM170 190V189H169ZM178 190V189H177ZM180 190V189H179ZM186 190H191V189H186ZM192 190H194V189H192ZM199 189H197V191H198ZM211 190V189H210ZM214 190H216V189H214ZM38 191V192H37ZM98 191V190H97ZM107 190H105V192H106ZM112 191V190H111ZM110 191V192H111ZM157 191V192H156ZM205 191H207V189L205 190ZM208 191H209V189H208ZM35 192V191H34ZM82 192V191H81ZM85 192H90V191H85ZM84 192V193H85ZM96 192V191H95ZM130 189H129V191L127 192V193H129L128 195H130ZM132 192V193H133ZM139 192V191H138ZM151 192V191H150ZM149 192V193H150ZM173 192H176V190H174ZM193 192V191H192ZM198 192H200L199 194H203V191L201 190H199ZM26 193V192H25ZM42 193H40V194H42ZM104 193V192H103ZM127 193H125L126 195H127ZM140 193V192H139ZM148 193V192H147ZM146 193V194H147ZM148 193V194H149ZM168 193H170V192H166V194L168 195ZM179 193V192H178ZM187 193H189V192H187ZM187 193L185 194V195H183V196H186L187 195ZM191 193V192H190ZM189 193V194H190ZM205 193V192H204ZM208 193V192H207ZM217 193V192H216ZM27 195H29L30 194V192L28 193H26ZM32 195H33V199L35 198V197H37L38 196V194H35L36 196L34 197V193H31ZM45 194V193H44ZM111 194V193H110ZM135 194V193H134ZM138 194V193H137ZM147 194V195H148ZM151 195H152V193H150ZM174 194V193H173ZM209 194V193H208ZM220 194V193H219ZM9 195H14V197H16V198H18V199H14V198H12V196H9ZM103 195V194H102ZM125 195V196H126ZM127 195V196H128ZM131 195H133V194H131ZM156 195V194H155ZM177 194H175V196H176ZM214 195H215V191H214ZM222 195V194H221ZM22 196V195H21ZM20 195H19V197L23 200V197H21ZM57 196V197H58ZM76 196V195H75ZM106 196V195H105ZM121 196V195H120ZM153 196V195H152ZM157 196V195H156ZM155 196V197H156ZM174 196V197H175ZM180 196V195H179ZM103 197H104V195H103ZM109 197V196H108ZM131 197V196H130ZM134 197H137V195H135ZM139 197V196H138ZM144 197V196H143ZM147 197V196H146ZM146 197H144V198H146ZM177 197V196H176ZM204 197V196H203ZM206 197L207 196H205V199H206ZM217 197H219L218 195H217ZM217 197H215V198H217ZM27 198V197H26ZM25 198V199H26ZM32 198V197H31ZM30 198V199H31ZM76 198V197H75ZM107 198V197H106ZM124 198H126V197H124ZM185 198V197H184ZM215 198H214V200H215ZM108 199V198H107ZM128 199V198H127ZM147 199V198H146ZM148 199H149V197H148ZM170 199V200H169ZM198 199V200H197ZM208 199V198H207ZM206 199V200H207ZM20 200V199H19ZM27 200V199H26ZM25 200V202H27ZM32 200V199H31ZM31 200H29V201H31ZM74 200V199H73ZM111 200V199H110ZM142 200V199H141ZM155 200V199H154ZM154 200H152V202L154 201ZM185 200V199H184ZM204 200V199H203ZM202 200V201H203ZM220 202H221V200L220 199H218ZM223 200H224V198H223ZM222 200V201H223ZM28 201V202H29ZM34 201H36V199L35 200H33V202ZM39 201V200H38ZM37 201V202H38ZM61 201H59V202H61ZM77 201V200H76ZM80 202H81V200H79ZM147 201V200H146ZM161 201V202H160ZM216 201V200H215ZM75 202V201H74ZM113 202V201H112ZM123 201H121L120 202V204L122 203ZM127 202V201H126ZM128 202H130V201H128ZM136 202V201H135ZM134 202V204H138V203H135ZM142 202V201H141ZM145 201H143V203H144ZM147 202H149V201H147ZM151 202V203H152ZM155 202V201H154ZM179 202H181V201H179ZM41 202H39V205H41L40 204ZM76 203H79V202H75L74 204H75V206H76ZM116 203V202H115ZM140 203V202H139ZM146 203V202H145ZM155 203H157V201L155 202ZM154 203V204H155ZM212 203V202H211ZM217 203H218V201H217ZM216 203V204H217ZM31 204H33V203H31ZM73 204V205H74ZM94 204V203H93ZM98 204V203H97ZM107 204V203H106ZM113 204V203H112ZM118 204V203H117ZM125 204V203H124ZM153 204V203H152ZM208 204H210V203H208ZM214 204V203H213ZM212 204V205H213ZM219 204V203H218ZM224 204V203H223ZM38 205V206H39ZM56 205H58V204H56ZM56 205H52L51 204V206L49 205V207L46 209V210H51V209H53L54 207L53 206H56ZM95 205H96V203H95ZM99 205V204H98ZM101 205H104V204H101ZM100 205V206H101ZM146 205V204H145ZM145 205H143V206H145ZM219 205H221V204H219ZM35 206V205H34ZM38 206H36V207H38ZM74 206V207H75ZM90 206H92V204L90 205ZM94 206V205H93ZM116 206V205H115ZM127 206V205H126ZM147 206V205H146ZM159 205H157V207H158ZM208 206V205H207ZM223 206V205H222ZM242 206V205H241ZM18 207V206H17ZM40 207V206H39ZM53 207V208H52ZM60 207H63V206H61V204H60ZM64 207H65V205H64ZM76 207H78V205L76 206ZM79 207H80V205H79ZM82 207H85L86 208V206H82ZM87 207H89V205L87 206ZM118 207H119V205H118ZM122 207V206H121ZM131 207L133 208L134 206H132L131 205ZM137 207V206H136ZM135 207V208H136ZM149 207V206H148ZM156 207V206H155ZM160 207H161V205H160ZM161 207V208H162ZM166 207H164V209H166ZM224 207V206H223ZM225 207H227V206H225ZM244 207V206H243ZM65 208H67V207H65ZM71 208H73L72 206H71ZM84 208V209H85ZM105 207H103V209H104ZM124 208H126V207H124ZM140 208V207H139ZM142 208V207H141ZM146 208V207H145ZM159 208V207H158ZM228 208H229V206H228ZM228 208H225V209H228ZM231 208V207H230ZM34 209V208H33ZM44 209H45V207H44ZM60 209V208H59ZM58 209V210H59ZM68 209V208H67ZM74 209V208H73ZM86 209H89L90 210V208H86ZM92 209V208H91ZM102 209V208H101ZM109 209V208H108ZM127 209V208H126ZM143 209V208H142ZM140 209V211L139 212H141L142 211V213H143V211L145 210L146 211V209ZM216 210H217V208H215ZM219 209H220V207H219ZM235 209V208H234ZM11 210V209H10ZM46 211V213H48V216H50V218H51V216L52 215H50L51 213H50V211ZM56 210V209H55ZM63 210H64V208H63ZM63 210H62V212H63ZM75 210V209H74ZM117 210H119V209H117ZM117 210H116V212H117ZM128 210V209H127ZM137 210V209H136ZM158 210V209H157ZM168 210V209H167ZM204 210V211H203ZM212 210V209H211ZM29 211H31L30 209H29ZM28 211V212H29ZM34 211H35V209H34ZM45 211V210H44ZM67 211V210H66ZM68 211H69V209H68ZM75 211H77V210H75ZM74 211V212H75ZM79 211V210H78ZM77 211V212H78ZM82 211H83V209H82ZM88 211V210H87ZM92 211V210H91ZM97 213H98V211H97V209L95 210ZM95 211H92V212H95ZM102 212H104L103 210H101ZM106 211H108L107 209H106ZM131 211H133V210H131ZM135 211V210H134ZM134 211L132 212V213H134ZM159 211V210H158ZM226 211H228V210H226ZM235 211V210H234ZM6 212V211H5ZM18 212V211H17ZM27 212V214H29ZM54 212V211H53ZM56 212V211H55ZM60 212V211H59ZM70 212V211H69ZM91 212V213H92ZM100 212V211H99ZM113 212H114V210H113ZM119 212V211H118ZM117 212V213H118ZM123 212H124V210H123ZM137 212V211H136ZM139 212H137V215H138V213ZM149 212V211H148ZM147 212V213H148ZM157 212V211H156ZM160 212V211H159ZM162 212V211H161ZM164 212V211H163ZM170 212V211H169ZM211 212V211H210ZM222 212H223V210H222ZM242 212H243V210H242ZM262 212H263V210H262ZM3 213V212H2ZM1 213V217H2V215L4 216V214H2ZM26 213V212H25ZM32 213V212H31ZM30 213V214H31ZM35 213V212H34ZM50 213V214H49ZM63 213H65V210H64V212ZM82 213V212H81ZM80 213V214H81ZM83 213H85V212H83ZM90 213V212H89ZM108 213V212H107ZM110 213V212H109ZM108 213V214H109ZM142 213H141V216H142ZM155 213V212H154ZM175 213V212H174ZM177 213V212H176ZM217 213H220V212H217ZM227 213V212H226ZM225 213V214H226ZM230 213H231V210H230ZM234 213V212H233ZM237 213V212H236ZM244 213V212H243ZM246 213H247V211H246ZM245 213V214H246ZM20 214H22V213H20ZM36 214V213H35ZM39 214H41V213H39ZM55 214H57V213H54V215ZM65 214H67V216H70V213H69V215H68V213H65ZM64 214V215H65ZM94 214V213H93ZM99 214V213H98ZM110 214H113V213H110ZM109 214V215H110ZM118 214H120V213H118ZM123 214V213H122ZM136 214V213H135ZM165 214H168V216H169V213H165ZM259 214V213H258ZM18 216H19V214H17ZM64 215H62V216H64ZM71 215H72V211H71ZM74 215H75V213H74ZM102 215H103V213H102ZM105 215V214H104ZM124 215V214H123ZM126 215V217H127V214H125ZM136 215V216H137ZM140 215V214H139ZM138 215V216H139ZM151 215H153V214H151ZM158 215V214H157ZM174 215V214H173ZM178 215V214H177ZM234 215V214H233ZM248 215V214H247ZM252 215V214H251ZM7 216H9V214L7 215ZM18 216H16L17 218H18ZM23 216V215H22ZM21 216V217H22ZM29 216V215H28ZM40 216H42V215H40ZM66 216V215H65ZM64 216V217H65ZM76 216H79V215H76ZM82 216V215H81ZM88 216V215H87ZM91 216V215H90ZM90 216H88V218L90 219ZM97 216V215H96ZM95 216V217H96ZM99 216V215H98ZM134 216V215H133ZM137 216V217H138ZM141 216H139V218H141ZM148 214H147V219H148ZM166 216V215H165ZM171 216H172V213H171ZM235 216V215H234ZM253 216V215H252ZM255 216V215H254ZM13 217V216H12ZM16 217H14V218H16ZM23 217H25V216H23ZM43 217V216H42ZM44 217H46V215H44ZM91 217H93V215L91 216ZM102 217V216H101ZM108 217V216H107ZM110 217H111V215H110ZM109 217V218H110ZM116 217V216H115ZM119 217V216H118ZM129 217V216H128ZM131 217V216H130ZM137 217H136V219H137ZM144 217V216H143ZM142 217V218H143ZM179 217V216H178ZM223 217H225V216H223ZM227 217V216H226ZM229 217V216H228ZM256 217V216H255ZM263 217V216H262ZM4 218V217H3ZM48 218V219H47ZM54 218H56L55 216H54ZM68 218V217H67ZM88 218H86V221H87V219ZM113 218L114 217H112V220H113ZM120 218V217H119ZM123 218V217H122ZM152 218V217H151ZM168 218H170V217H168ZM174 218H176V217H174ZM222 218V217H221ZM235 218H236V216H235ZM13 219V218H12ZM25 219H26V217H25ZM43 219V218H42ZM45 219H47V220H50V221H47L46 220V222H42L41 220L40 221H38L39 223H37L36 224V226H35V224H34V226H32V227H34L32 230H28V228L30 227H27V228H23V225H22V230L20 229V231H21V233H23V235L21 234V238H18V234L20 233H18L17 234V232H18V230L17 229H19V227L17 228V224L18 223H16V222H11V224L10 223H8L7 224V220L5 221L4 219H2L1 221H0V264H83V263H85V262H88V259L90 260V258L92 259H94L95 257H94V255L101 249V248H103L104 246H107V242L109 241V242H111V240L113 241L114 240V238H115V236H114V238L113 239H110V237L112 238V236L113 235H115L116 233H114L113 234V232L112 233H110V234H113V235H107V233L109 232V231H112V230H108L111 226V228H113V223L111 224V226L109 225V228H107V226L108 225H105V226H99V228L96 226V228H97V231H96V233H97V236H96V238H95V236H94V240L93 241H91L90 242V244L89 243H87L88 245H91V246H88L87 247V244L85 243V245H86V247L84 248V249H82V250H79L78 251V249H77V252H76V250H73V252H71V249L72 248H70V245H71V242H77V241H79V242H82L83 240V242H85V241H89V240H85L86 238L88 239V235H92L93 236V232H95V230H96V228H94V227H92L93 228V232H91V233H89L91 230L89 229L90 227H91V222H90V220L88 219V221L90 222V224H89V222L87 221V224L89 225V226H87L84 222H86V221H84V219L83 220H81V221H84V222H82L81 223V221H80V223L78 222H76V220H75V223H70V222H72V221H69V223L70 224H66V222L64 221V218H63V221H62V223H52L53 221L51 220V219H49V217H46ZM45 219L43 220V221H45ZM61 219V218H60ZM71 219V217L69 218V220ZM73 219V218H72ZM71 219V220H72ZM101 219V218H100ZM100 219H98V220H100ZM125 219V218H124ZM127 219V218H126ZM135 219V220H136ZM145 219V218H144ZM144 219H141L142 220V222H144V221H146V220H144ZM154 219V218H153ZM152 219V220H153ZM163 219V218H162ZM226 219V218H225ZM230 219H232V218H230ZM230 219H228V220H230ZM252 219V218H251ZM257 219V218H256ZM23 220H24V218H23ZM21 220L22 221V223L25 221L26 223H27V221L26 220ZM28 220V219H27ZM74 220V219H73ZM79 220V219H78ZM94 220V219H93ZM97 220V219H96ZM97 220V221H98ZM103 220V219H102ZM106 220V219H105ZM104 220V221H105ZM118 220H120V219H118ZM134 220V219H133ZM137 220H139V219H137ZM144 220V221H143ZM149 220V219H148ZM151 220V221H152ZM158 220H159V218H158ZM174 220V219H173ZM180 220V219H179ZM238 220H240V219H238ZM242 220H244V219H242ZM52 221V222H51ZM91 221H92V219H91ZM95 221V220H94ZM109 221H110V219H109ZM154 221V220H153ZM170 221H172V219L170 220ZM186 221V220H185ZM233 221H234V217H233ZM237 221V220H236ZM241 221V220H240ZM251 221V220H250ZM254 221V220H253ZM9 222V221H8ZM55 222V221H54ZM57 222V221H56ZM59 222V221H58ZM60 222H61V220H60ZM74 222V221H73ZM106 222V221H105ZM114 222V221H113ZM119 222V221H118ZM129 222H133V221H131V219H130V221ZM146 222H148V221H146ZM158 222V221H157ZM157 222L155 223L154 222V224H157ZM179 222V221H178ZM246 222V221H245ZM252 222V221H251ZM255 222V221H254ZM253 222V223H254ZM257 222V221H256ZM21 223V224H22ZM34 223V222H33ZM98 223V222H97ZM115 223V222H114ZM122 223V222H121ZM160 223H161V221H160ZM232 223V224H233ZM241 223V222H240ZM263 223V222H262ZM24 224V223H23ZM84 224H85V226L86 227H88V229H89V231L85 234V233H83V232H86V231H84V230H81L82 228H83V226H84ZM116 224V223H115ZM114 224V227L116 226ZM120 224V223H119ZM119 224H117L118 225V227H117V229L118 230H123V228H121V226H123V224L119 227ZM146 224V223H145ZM242 224H245V223H242ZM32 225V224H31ZM101 225H103V224H101ZM126 225H127V223H126ZM164 225V224H163ZM167 225H169V224H167ZM192 225H194V224H192ZM250 225V224H249ZM258 225V224H257ZM264 225V224H263ZM26 226H28L27 224H26ZM26 226H24V227H26ZM84 226V228L86 229V227ZM94 226V225H93ZM130 226V225H129ZM129 226H125L124 227V230H125V228H127V227H129ZM134 226V225H133ZM132 226V227H133ZM137 226V225H136ZM145 226V225H144ZM148 226V225H147ZM161 226V225H160ZM182 226V225H181ZM235 226H238V228L236 227L235 228ZM242 226V225H241ZM157 227V226H156ZM167 227V226H166ZM170 227V226H169ZM168 227V228H169ZM176 227V226H175ZM174 226H173V228H175ZM179 227V226H178ZM188 227V226H187ZM191 227V226H190ZM195 227V228H196ZM244 227V226H243ZM130 228L131 227H129L128 229H129V232L131 231L130 230ZM135 228V227H134ZM141 228V227H140ZM161 228H162V226H161ZM177 228V227H176ZM256 228V227H255ZM259 228V227H258ZM262 228H263V226H262ZM29 229H31V228H29ZM88 229H86V230H88ZM117 229H114L113 228V230H117ZM133 229V228H132ZM145 229V228H144ZM148 229V228H147ZM156 229V228H155ZM165 229V228H164ZM171 229V228H170ZM180 228H178L177 229V231L179 230ZM194 229V228H193ZM234 229H236L235 231H234ZM243 229V228H242ZM252 229V228H251ZM250 229V230H251ZM28 230V231H27ZM123 230V231H124ZM135 231H136V229H134ZM134 230H133V232H134ZM151 230V229H150ZM149 230V231H150ZM175 230V229H174ZM184 230V229H183ZM197 230V231H198ZM240 230H238L239 232H237V234L238 233H240L241 231ZM247 230V229H246ZM254 230V229H253ZM262 230V229H261ZM23 231V232H22ZM79 231H82V232H80V233H82V234H85L86 235V237H85V235L83 236V235H81L80 233H77V234H79V235H81V236H77V234H76V232H79ZM139 231V230H138ZM148 231V230H147ZM156 231V230H155ZM167 231V230H166ZM190 231V230H189ZM115 232V231H114ZM128 232V231H127ZM133 232H130V234L132 233V235L134 234ZM144 232V231H143ZM151 232H153V231H151ZM150 232V233H151ZM157 232V231H156ZM160 232V231H159ZM176 232V231H175ZM199 232V231H198ZM199 232V233H200ZM244 232V231H243ZM243 232H242V234H243ZM121 233V234H120ZM149 233V234H150ZM154 233V232H153ZM167 233V232H166ZM168 233H170V232H168ZM198 233V234H199ZM254 233V232H253ZM75 234V235H74ZM122 236V235H124L125 233H123L122 234V232H119L118 234H116V235H118V236H120V235ZM140 234V233H139ZM144 234V233H143ZM158 234V233H157ZM157 234H156V236H157ZM176 234V233H175ZM189 234V233H188ZM192 234V233H191ZM201 234V233H200ZM202 234V237L204 236ZM247 234V233H246ZM249 234V233H248ZM248 234H247V236H248ZM251 234V233H250ZM255 234H257V233H255ZM20 235V234H19ZM137 235V234H136ZM147 235V234H146ZM180 235V234H179ZM179 235H177V236H179ZM194 235H195V232H194ZM239 235V234H238ZM243 235H245V234H243ZM252 235V234H251ZM261 235V234H260ZM72 236V237H71ZM107 236H110L109 237V239L110 240H106V238L108 239V237ZM120 236V237H121ZM131 236V235H130ZM144 236V235H143ZM153 236V235H152ZM155 236V237H156ZM170 236H171V234H170ZM183 236V235H182ZM218 236V237H219ZM227 236V237H228ZM239 236H241V233H240V235ZM253 236V235H252ZM20 237V236H19ZM85 237V239H83ZM120 237H117V238H120ZM127 237V236H126ZM125 237V238H126ZM135 237V236H134ZM158 237V236H157ZM160 237H163V236H160ZM169 237V236H168ZM185 237V236H184ZM189 237V236H188ZM192 237H193V235H192ZM195 237H197V236H195ZM205 237V236H204ZM231 237H228V238H230L231 239ZM243 237V236H242ZM245 237V236H244ZM254 237V236H253ZM90 238V240H91V236L89 237ZM93 238V237H92ZM116 238V239H117ZM124 238V237H123ZM141 238H143V237H141ZM165 238V237H164ZM190 238H191V236H190ZM194 238V237H193ZM226 237H224V239H225ZM232 238V239H233ZM239 238H240V240H239ZM247 238V237H246ZM250 238V240L252 239L251 237H249ZM128 239V238H127ZM140 239V238H139ZM138 239V240H139ZM146 239V241H147V239H148V237L147 238H145ZM145 239H143V240H145ZM151 239H153V238H151ZM192 239V238H191ZM190 239V240H191ZM216 239V238H215ZM218 239H220V237L218 238ZM217 239V240H218ZM243 239V238H242ZM254 239V238H253ZM106 240V241H105ZM118 240V239H117ZM116 240V241H117ZM143 240L141 241V243H143ZM158 240H160V239H158ZM158 240H157V244H159V242H158ZM165 240V239H164ZM193 240V239H192ZM208 239H206V241H207ZM209 240H211V239H209ZM245 240H247V239H245ZM244 240V241H245ZM66 242V243H62V242ZM125 241V240H124ZM137 241V240H136ZM145 241V242H146ZM152 241H156V239L155 240H152ZM169 241H171V240H169ZM212 241V240H211ZM210 241V242H211ZM78 242V243H79ZM104 242H106L105 244H104ZM109 242H108V244H109ZM114 242V241H113ZM127 242V241H126ZM133 242L134 241H132V246H133ZM150 242H151V240H150ZM166 242V241H165ZM67 243H69V244H67ZM92 243V244H91ZM137 243H138V241H137ZM230 243H231V241H230ZM80 244H82V243H80ZM118 244V243H117ZM127 244V243H126ZM144 244V243H143ZM145 244H147V243H145ZM155 244V243H154ZM189 244V243H188ZM187 244V245H188ZM194 244H195V242H194ZM203 244V243H202ZM229 244V243H228ZM57 245H58V248H57ZM60 245H64V246H60ZM104 245V246H103ZM115 245V244H114ZM118 245H121V244H118ZM129 245V244H128ZM148 245H149V243H148ZM169 245V244H168ZM174 245V244H173ZM211 245V244H210ZM214 245H216V244H214ZM213 245V246H214ZM222 245V244H221ZM113 246V245H112ZM116 246V245H115ZM130 246V245H129ZM137 246V245H136ZM135 246V247H136ZM143 246V245H142ZM141 246V247H142ZM155 246H156V244H155ZM160 246H161V244H160ZM179 246V245H178ZM186 246V245H185ZM225 246V245H224ZM61 247V248H60ZM72 247V246H71ZM108 247V246H107ZM119 247V246H118ZM145 247H146V245H145ZM149 247V246H148ZM147 247V248H148ZM154 247V246H153ZM162 247H164V244H163V246ZM161 247V248H162ZM166 247V246H165ZM175 247V246H174ZM182 247V246H181ZM195 247H197V246H195ZM217 247H218V245H217ZM104 248H106V247H104ZM115 248V247H114ZM114 248H113V250H114ZM117 248V247H116ZM132 248V247H131ZM134 248V247H133ZM139 248H140V245H139ZM150 248V247H149ZM148 248V249H149ZM208 248V247H207ZM207 248H206V251H207ZM214 248V247H213ZM248 248V249H249ZM74 249V248H73ZM76 249V248H75ZM123 249H125V248H123ZM151 249V248H150ZM149 249V250H150ZM155 249V248H154ZM157 249H159V246H158V248ZM177 249H179V248H177ZM205 249V248H204ZM219 249V248H218ZM102 250V249H101ZM112 250V249H111ZM140 250V249H139ZM164 250V249H163ZM166 250V249H165ZM171 250V249H170ZM169 250V251H170ZM174 250H176V248L174 249ZM180 250V249H179ZM178 250V251H179ZM182 250V249H181ZM180 250V251H181ZM25 251V252H24ZM115 251V250H114ZM117 251H119L118 249H117ZM145 251V250H144ZM177 251V250H176ZM183 251V250H182ZM194 251V250H193ZM206 251H204V252H206ZM208 251H209V249H208ZM210 251H211V248H210ZM256 251V250H255ZM22 252H24L23 254H21ZM74 252H76V254H72V253H74ZM103 252V251H102ZM101 252V253H102ZM106 252H108V251H106ZM116 252V251H115ZM120 252V251H119ZM126 252V251H125ZM129 252H131V251H129ZM128 252V253H129ZM150 252V251H149ZM152 252V251H151ZM127 253V252H126ZM146 253H148V252H145V254ZM159 253V252H158ZM161 253V252H160ZM162 253H164V252H162ZM252 253V252H251ZM257 253V252H256ZM255 253V254H256ZM259 253V252H258ZM263 253V252H262ZM21 254V255H20ZM64 254H66L67 255V257L64 255ZM104 254V253H103ZM108 254V253H107ZM140 254V253H139ZM141 254H143V253H141ZM140 254V255H141ZM169 254H171V252L169 253ZM175 254V253H174ZM173 254V255H174ZM184 254V253H183ZM201 254H202V252H201ZM204 254V253H203ZM202 254V255H203ZM207 254V253H206ZM264 254V253H263ZM64 255V256H63ZM100 255V254H99ZM112 255V254H111ZM115 255V254H114ZM117 255V254H116ZM122 255V254H121ZM131 255H132V253H131ZM136 255V254H135ZM134 255V256H135ZM144 255V254H143ZM159 254H157V256H158ZM163 255V254H162ZM177 255V254H176ZM181 255V254H180ZM185 255V254H184ZM183 255V256H184ZM200 255V254H199ZM252 255V254H251ZM63 258V259H60L61 257ZM97 256V255H96ZM137 256V255H136ZM135 256V257H136ZM142 256V255H141ZM148 256H149V254H148ZM153 256V255H152ZM155 256H156V254H155ZM160 256V255H159ZM164 256V255H163ZM162 256V257H163ZM169 256V255H168ZM172 256V255H171ZM182 256V255H181ZM186 256V255H185ZM197 256V255H196ZM65 257V258H64ZM98 257V256H97ZM105 257V256H104ZM114 257V256H113ZM128 257V256H127ZM139 257V256H138ZM137 257V258H138ZM191 257H193V256H191ZM199 258H200V256H198ZM197 257V258H198ZM206 257V256H205ZM209 257V256H208ZM262 256H260V258H261ZM61 260V262H59L60 260ZM123 258H124V256H123ZM126 258V257H125ZM137 258H136V261H137ZM143 258V257H142ZM157 258V257H156ZM165 258V257H164ZM167 258V257H166ZM173 258V257H172ZM195 258V257H194ZM202 258V257H201ZM253 258H254V256H253ZM56 259H58V260H56ZM113 259V258H112ZM120 259V258H119ZM169 259V258H168ZM190 259V258H189ZM104 260V259H103ZM128 260V259H127ZM134 260V259H133ZM162 260V259H161ZM160 259H159V261H161ZM180 260V259H179ZM178 260V261H179ZM183 260V259H182ZM185 260V259H184ZM191 260V259H190ZM190 260H189V262H190ZM193 260V259H192ZM196 260V259H195ZM209 260V259H208ZM253 260H255V263H256V260L257 259H253ZM263 260H264V258H263ZM96 261V260H95ZM109 261V260H108ZM116 261V260H115ZM121 261V260H120ZM119 261V262H120ZM173 261V260H172ZM186 261V260H185ZM102 262V261H101ZM154 261H152V263H153ZM155 262H157V261H155ZM181 262V261H180ZM187 262V261H186ZM185 262V263H186ZM198 262V261H197ZM196 262V263H197ZM99 263V262H98ZM110 263H111V261H110ZM113 263V262H112ZM122 263V262H121ZM142 263H143V260H142ZM165 263V262H164ZM174 263V262H173ZM173 263H171V264H173ZM182 263V262H181ZM192 263V262H191ZM254 263V264H255ZM87 264V263H86ZM92 264V263H91ZM97 264V263H96ZM102 264V263H101ZM131 264V263H130ZM144 264V263H143ZM166 264V263H165ZM180 264V263H179ZM263 264H264V261H263Z\"/></svg>","mask_w":264,"mask_h":264}]
</instances>
